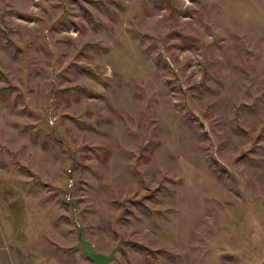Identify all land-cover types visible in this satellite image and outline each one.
Masks as SVG:
<instances>
[{
	"label": "rangeland",
	"instance_id": "1",
	"mask_svg": "<svg viewBox=\"0 0 264 264\" xmlns=\"http://www.w3.org/2000/svg\"><path fill=\"white\" fill-rule=\"evenodd\" d=\"M264 264V0H0V264Z\"/></svg>",
	"mask_w": 264,
	"mask_h": 264
},
{
	"label": "water",
	"instance_id": "2",
	"mask_svg": "<svg viewBox=\"0 0 264 264\" xmlns=\"http://www.w3.org/2000/svg\"><path fill=\"white\" fill-rule=\"evenodd\" d=\"M79 229V241L83 246L85 254L91 259L95 264H108V262L113 257L115 250H112L108 255L102 252L93 251L91 243L84 237V232L81 226Z\"/></svg>",
	"mask_w": 264,
	"mask_h": 264
}]
</instances>
